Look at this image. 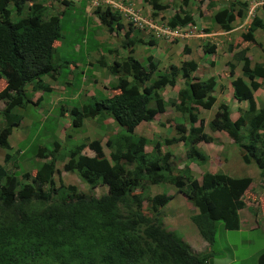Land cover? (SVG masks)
I'll return each instance as SVG.
<instances>
[{
	"label": "trees",
	"instance_id": "1",
	"mask_svg": "<svg viewBox=\"0 0 264 264\" xmlns=\"http://www.w3.org/2000/svg\"><path fill=\"white\" fill-rule=\"evenodd\" d=\"M28 1L31 4L27 6V14L12 18L19 4ZM148 1L156 10L167 8L158 0ZM188 1L182 0L178 11L169 18L171 26L194 22L192 13L183 8ZM214 1L207 0V7L213 6ZM50 4V0L45 3L0 0V78L5 79L0 100L5 101L2 112L6 114L5 125L0 127V148L5 150L4 163L13 162L12 154L7 152L8 137L22 119L14 109L31 102L25 87L31 85L34 91H49L51 87L43 76L55 78L62 67L74 66L70 62L52 63L53 53L62 39L60 19L64 11L45 19ZM58 4L67 7L70 1L59 0ZM94 12L109 31L122 28L118 13L110 6L104 9L98 6ZM244 14L242 8L229 3L212 14L211 19L222 31H229L236 17ZM258 28L264 30V19L254 16L242 33V41L253 40ZM127 43L130 46L133 40ZM132 51L122 64L116 60L113 65L104 64L109 72H122L116 84L111 85L109 96L82 107L73 106L69 113L74 127L82 124L83 117L105 115L122 127L109 138V155L104 151L103 138H85L61 152L54 136V148L39 146L35 151L41 160L34 175L24 169L23 161H29L26 151L14 158L17 162L10 168L0 164V264H212L211 258L218 250V223L222 222L224 230H239L238 211L245 207L255 214L253 209L264 202V197L256 198L249 190L250 177L205 172L198 181L188 166L176 168L174 155L171 151L162 152L158 141L153 143L155 155L146 154L147 139L137 134L135 127L165 111L166 101L159 90L173 86L180 76L183 85L178 90V99L170 103L187 113L189 124L176 123L177 137L166 139L165 144L183 141L189 160L206 161L207 156L195 144L209 143L212 136L204 132L205 120L198 117L197 111L199 107L210 109L215 103L212 91L216 78L200 79L193 74L198 64L192 59L158 72V64L151 57L142 63L132 56ZM203 51L204 55L215 53V45L204 44ZM245 53V49L235 52L244 66L242 75L233 78L231 85L237 101H248L247 109L233 120L231 109L219 103L208 126L212 131L227 133L244 163L256 164L264 183V103L257 107L253 96L255 90L264 87L261 82L264 63L250 67ZM230 68L224 73L233 77V63ZM152 101L154 106H150ZM66 107L64 103L60 105L62 115ZM84 149L93 153H83ZM65 158L64 171L76 173L91 188L107 184L108 191L100 195L84 193L74 184L56 188L54 174L60 172L57 162ZM34 166L36 162L33 169ZM160 183L175 186L196 208L190 219L208 243L207 251L193 253L176 232L165 229L161 209L172 196L164 192L144 194L146 187ZM145 199L149 203L146 209ZM257 264H264V251L258 256Z\"/></svg>",
	"mask_w": 264,
	"mask_h": 264
},
{
	"label": "rangeland",
	"instance_id": "2",
	"mask_svg": "<svg viewBox=\"0 0 264 264\" xmlns=\"http://www.w3.org/2000/svg\"><path fill=\"white\" fill-rule=\"evenodd\" d=\"M39 1L45 3L46 0ZM58 1L59 0H50L51 8L45 13L46 17L54 12L56 13V11H64L60 19L62 32L61 45L55 49L52 63L59 65L64 62H70V64H76L77 66L72 68L62 67L55 78L44 76V82L48 84L51 89L49 91L40 90L38 92L42 96L40 102L38 104H28L26 107H17L14 109V112L21 114L23 119L19 122L20 125H17L14 128L13 133L9 136V142L12 147H10L7 152L12 154L13 162L12 160L8 163L3 162L5 150L0 148V164H3L7 168H10L12 164L17 162L14 158L18 157L20 152L16 151V148L25 150L29 161L24 160L23 166L24 169H29L31 175H34L39 161L41 160L37 157L35 152L38 147L47 146L48 148H54L53 141L55 138H50L54 128H56L55 134L61 139V152L73 148L75 145L82 142V140L86 138V135H89L90 139L99 137L103 138V146L106 155H109L111 150L108 146L109 138L115 136L122 129V127L118 125L111 116L107 115L112 120L114 127H112V125H105V122L100 123L97 120L93 123L92 118H85L82 120L83 124L80 127H71L66 130V119L60 118V105L66 103L69 111L73 106L82 107L86 103H93L95 99H100L101 97L109 95L111 85L117 82L119 74L109 72L104 65V62L113 65L114 58L108 50L111 48L112 50H117L119 53L123 47L122 41L125 38H123V35H119L120 31L109 34L104 24L99 21L95 22L92 18H86L89 0H69L70 5L67 7L61 4L59 5ZM129 1L133 3L135 10L139 11L143 17L165 20L178 10L182 0H158L159 3L167 6L166 9L161 11L154 9L148 0H126L125 2L129 3ZM206 1L207 0H204L202 5L201 3H198V0H190L188 3V8L193 11L196 16L195 25H197L198 29L194 32V36L181 37L175 40H161L155 45L149 43L151 47L146 48L149 53H152L153 47L154 57H163L167 66L170 63L180 65L181 61L186 59L188 55L200 59L201 49L204 44L214 43V41L217 40L218 45L216 46L219 49L215 55L212 56L215 63L214 68L210 69L209 72L201 73L197 70L195 73L203 79L207 78L209 73H215L219 81L228 83L227 78L229 79L230 76L226 75L224 71L228 69L230 70L232 63L235 64L234 70L236 71V74L231 77L233 79L241 74V67L243 68L242 65L240 67L239 60L236 57V49L238 50L240 46L246 47L247 53H249L252 58L257 57V55L254 57L252 52H256L261 57L262 54L259 49L264 45V34L261 37L260 33H258L257 40L253 38L250 43L242 41V34H239V32H241V30H244V32L246 31V24L244 28L240 29V31L237 30V33L231 34L229 38L218 36L219 34H211L210 36L205 37L198 36V34L203 31L216 32L220 29L211 19L212 10L215 12L219 6L213 8L206 7ZM230 2L241 7V4L247 1L230 0ZM103 4L102 8L106 5L105 3ZM123 5H125V3H123ZM200 8H203V11L201 10L200 12ZM261 9L262 8H260V10ZM23 11L25 12L24 9L20 10V12ZM262 11L264 12V9ZM252 14H254V11ZM15 16L17 15L13 13V17ZM251 16L252 15H250L249 18H251ZM122 18H124V31H129V22L126 21L124 16H122ZM94 19L96 20V18ZM240 20L241 19H239V21ZM131 31L133 32V37L135 36V40H146L150 38L153 42L154 38H156L148 30L139 29L137 32V30L132 29ZM151 37L154 38L152 39ZM204 38H209V40ZM257 41H261L263 44L260 45ZM229 45L232 47H228ZM187 46L191 50L190 54L184 52V48ZM88 47L91 49H87ZM127 50L128 46L123 50L125 54H120V57H123L124 55L126 56ZM144 53H146V51ZM206 58H209V56H206ZM99 60L102 61V64L99 63ZM232 79H229L230 86H228V91H225L226 93L224 92L222 101L225 102V99H227L226 102L233 110L232 107L233 105L235 107V102L230 98L229 94V92L232 91ZM261 82L264 83V79ZM181 86L182 79L178 77L173 86L162 87L159 92L160 96L166 101L165 111L157 114L152 121L144 123V125L137 128L138 131H136L137 134L142 135L147 139V144L144 148L146 154L155 155L153 147L155 141L160 142V150L162 152H166L168 148H171L175 154L173 164L177 166L176 168L186 166V146L183 142L166 145L165 140L177 136L175 127L176 123L183 122L186 126L189 124L187 113H182L177 109L176 105L170 103L172 100L178 99V90ZM215 92H218V84ZM26 93L30 94V91H26ZM257 95L259 96L258 93ZM263 103L264 101L261 100L259 104L261 105ZM150 106H154L153 101L150 102ZM239 108H242V106L239 105ZM211 109L213 110L214 106ZM198 114L199 117L204 118L206 123L210 120L211 112L209 110L201 109ZM3 116L4 115H0V127L4 126ZM67 121L69 125L72 122H70V119ZM93 126L99 127L102 131L106 130L105 132H101L98 129L93 128ZM205 130L211 131L208 125H205ZM86 132L87 134H85ZM68 133L71 135V139H67L68 142L66 146V140L62 139L60 136L63 135L66 139L67 137H65V134ZM214 136L220 140V144L224 145L223 150L219 145L212 146L214 143L195 144V148L203 151L202 147L208 146L210 150L215 151V153L219 150L226 152L228 148L226 144H229L230 139L223 133L214 134ZM25 139L26 141L23 143L19 142L20 140ZM48 139L50 140L48 141ZM82 152L86 154L88 153L87 149H84ZM92 153L93 152H89L88 154ZM216 158L218 160H216ZM66 160L67 158L63 161L57 162V167L60 169V172L54 174L56 188L61 184H74L78 190H81L84 193L91 192L95 195H100L108 191L109 185L107 184H99L91 188L84 183L76 173L64 171L62 165ZM35 162L37 166H34L33 169L32 166ZM232 162L234 161L232 160ZM191 164L194 169V175L197 178H199L198 175L201 171L210 169L209 171L215 172L219 168H224L225 170L232 172L234 175L250 176L252 177V193L254 194L255 192L258 196L264 195V183L260 178L259 169L254 162L251 164H237V167L229 162L223 163L222 153L219 152L218 156L209 157L204 166L197 167L195 166V163ZM137 191L139 190L137 189ZM161 192L172 196L167 205L161 209L162 214L160 217L163 220L165 229L176 232L189 246L193 253L207 251L208 243L200 236L190 219L191 215L196 212V208L193 204L171 184L160 183L146 187V190H144V194H148L149 196ZM147 204L149 203L147 199H145L143 201L144 209H146ZM256 208L259 209V206L256 205ZM240 216L243 218V221L241 224L242 227L239 230H224L222 222L218 223V250L217 254L211 258L212 264H257L258 256L264 251V218L260 211L257 216H253L245 208L241 210ZM252 224L256 226L249 228Z\"/></svg>",
	"mask_w": 264,
	"mask_h": 264
},
{
	"label": "clouds",
	"instance_id": "3",
	"mask_svg": "<svg viewBox=\"0 0 264 264\" xmlns=\"http://www.w3.org/2000/svg\"><path fill=\"white\" fill-rule=\"evenodd\" d=\"M38 2H42V1H39V0H37ZM126 0H114V2H113V0H89V3H88V5H87V16H86V18H92L95 22L96 21H99V19H98V16H97V14L94 12L95 11V9L98 7V6H100L101 8H102V4L103 3H105L106 5L104 6V8L105 7H107V6H110L112 9H113V11L114 12H117L118 14V16L120 17V22H121V24H122V28L121 29H115V30H112V31H109V29H108V27L106 26V29H107V31H108V33L110 34V33H113V32H118V31H120L119 32V35H123V38H125V39H123V41H122V49H121V51L118 53V51L117 50H112L111 48H109V50H108V52L113 56V63H114V61L116 60V61H118L120 64H122L121 62L123 61V59H125V57L126 56H128L130 53H129V51L130 50H133L132 51V56L135 58V59H137V60H139V61H141L142 63H146V61H149L148 60V57H151L152 58V62L154 63H157L158 64V72H163V71H165V70H167L168 68H170V66H172V65H176V66H179V64L177 65V64H173V63H170L168 66H167V63H165L164 62V59H163V57H161V58H156V57H154V53H153V47H152V53H149V51H147V48L146 47H151L150 45H149V43L150 44H152V45H155V44H157V42H159V41H161V40H175V39H177V38H181V37H190V36H194L195 34H194V32H196V29H198V27H197V25H195V23H196V16H195V14L193 13V11H191L189 8H188V4H187V6H183V8H185V9H187V10H189L191 13H192V17H193V20H194V22L193 23H188V24H186V25H184V26H175V27H173V26H171L170 25V23L168 22V20H169V18H166L165 20H161V19H159V18H146V17H143L140 13H139V11H137V10H135V8H134V6H133V3L132 2H130L129 1V3H126L125 2ZM190 1V0H189ZM189 1H188V3H189ZM201 0H198V3H201L200 2ZM46 2V1H45ZM182 2V1H181ZM214 2H216V3H214V5L213 6H209L210 8H213V7H216V6H219V8L218 9H220L221 7H223V6H226V5H228L229 3H232V2H230V0H215ZM123 3H125V5H123ZM204 3V0H203V2L201 3V5ZM31 3H30V1H28L27 3H25V5L24 4H19V6H18V11L17 12H13V13H15L17 16H15V17H13V13H12V15H11V17L12 18H17V17H20V16H24V15H26L27 14V12H28V10H27V6L28 5H30ZM104 5V4H103ZM207 5L208 4H205V6L207 7ZM26 6V7H25ZM180 6V5H179ZM256 6H261V7H264V0H261L260 2H259V4H257L256 3ZM248 7H249V3H248V1L247 2H244L243 4H241V7L240 8H242L243 10H244V17L246 18L247 16H249L250 17V15H252L251 16V20H252V18L254 17V16H256V15H254V14H252V12H248ZM104 8H102V9H104ZM22 9H24L25 10V12L23 11V12H20V10H22ZM178 9H179V7H178ZM218 9H216L215 10V12L218 10ZM201 10L203 11V8H200V12H201ZM49 11V10H48ZM178 11V10H177ZM176 11V12H177ZM19 12V13H18ZM57 12V11H56ZM214 11L212 10V14H214L213 13ZM55 13V12H54ZM54 13H52V14H54ZM50 15V14H49ZM49 15L48 16H46L45 17V19L47 18V17H49ZM124 16L125 17V19H126V21L127 22H129V31H124V21H123V19L124 18H122V16ZM174 15V14H173ZM180 15L182 16L183 14L182 13H180ZM258 17V16H257ZM94 18H96V20L94 19ZM236 18H239V19H243V17H236ZM236 20V19H235ZM234 20V21H235ZM251 20L247 23V27H248V25H249V23L251 22ZM233 21V22H234ZM100 22V21H99ZM232 22V23H233ZM219 27V26H218ZM246 27V28H247ZM132 29H134V30H137V32L139 31V29L140 30H148L149 32H151L152 34H153V36L154 37H156V38H154V40H153V42L151 41V39L150 38H148V39H146V40H144V39H141V40H135V36L133 37V32L131 31ZM231 30V29H230ZM220 31H222L221 29H220ZM223 32H225V31H223ZM244 32V30H242V32H241V34ZM255 32V31H254ZM198 34V33H197ZM207 33L206 32H201V33H199L198 34V36H200V37H205V36H209V35H206ZM253 36H254V34H253ZM152 38V37H151ZM152 38V39H153ZM254 38V37H253ZM129 39H132L133 40V43L129 46V45H127L128 43V41H129ZM204 39H206V40H209V38H204ZM155 41H156V43H155ZM216 41V42H215ZM214 41V43H210V45L211 44H214L215 45V53L218 51V47L216 46V44L215 43H217V45H218V42H217V40H215ZM244 42H246V41H244ZM61 40H60V42H59V44H58V46H60L61 44ZM246 43H250V41L249 42H246ZM128 46V50H127V55L125 56H123V57H120V54H125V52L123 51L124 49H125V47H127ZM204 47V46H203ZM228 47H232L231 45H229ZM184 49H186V51L188 50V53H186L185 52V50H184V52L186 53V54H190L191 53V50L188 48V46L187 47H185ZM240 49H245L246 50V47H241L240 46V48L237 50L236 49V52H238ZM146 51V53H144ZM124 52V53H123ZM247 52V51H246ZM215 53H212V54H208V53H206L205 55H204V51H203V48L201 49V56H200V59H197L196 57H194V59H192V58H190L189 56L190 55H188V57L186 58V59H184V60H189V59H192V60H194L197 64H198V66H197V69L193 72V74H195L196 75V71L197 70H199V72H201V73H205L207 70H209L210 71V69L212 68V66L214 65L215 66V63H214V59L212 58V56L213 55H215ZM246 55V54H245ZM206 56H209V58H206ZM209 59H211V60H209ZM249 59V58H248ZM239 60V65H240V67H241V65L242 66H244L243 65V61L241 60V59H238ZM250 60V59H249ZM211 62H213V64H211ZM89 63V62H88ZM99 63L100 64H102V61H100L99 60ZM250 63H251V61H250ZM255 63H258V62H255ZM255 63H253V64H255ZM264 62H262V63H260V64H263ZM104 64L106 65V63L104 62ZM181 64V63H180ZM253 64H250V67L251 66H253ZM234 65L235 64H233V67H234ZM77 65L76 64H74V66H71V68L72 67H76ZM204 66L206 67V70H204ZM249 67V68H250ZM233 69H235V67L233 68ZM229 70V69H228ZM241 70L243 71V68L241 67ZM225 71H227V70H225ZM224 71V72H225ZM235 71V70H234ZM242 71H241V74L239 75V76H241L242 75ZM236 72V71H235ZM120 75L122 74V72H118ZM214 75H215V73H214ZM197 77H199L200 79H203V78H201L200 76H198V75H196ZM209 76H213V75H209ZM208 76V77H209ZM47 77H49V76H47ZM180 77V76H179ZM216 79V85H215V88L213 89V91H212V94L215 96V98H216V101H215V103L212 105V107L214 106V113H215V110L217 109V106L219 105V103H224L225 105H227L230 109H231V107H230V105L227 103V102H223V101H220L219 99H217V97H218V93H219V88H218V92L216 93L215 92V89H216V87H217V76L215 75L214 76ZM43 78H44V76H43ZM51 78V77H50ZM118 78V77H117ZM178 78V77H177ZM181 78V77H180ZM130 79V77L128 76V80ZM182 79V78H181ZM232 79V78H231ZM244 79H245V81H247L248 82V79H246L245 77H244ZM177 80V79H176ZM0 82H3V85L2 86H0V90L5 86V79L4 78H0ZM175 83H176V81H175ZM116 84V83H115ZM182 85H183V79H182ZM167 86H171V85H167ZM232 86V85H231ZM32 87H31V85H28V86H26L25 87V90L26 91H30V94H27L28 95V97L30 98V100H31V102H30V104H33V102H36L37 100H39L38 101V103L40 102V99L42 98V96L38 93L40 90H36V91H34V90H32L31 89ZM224 92H225V90L222 92L223 93V95H224ZM256 92V90L253 92V96H254V99H255V103H256V106L257 107H259L260 106V100H259V96L258 95H256V98H255V93ZM226 93V92H225ZM107 96H109V95H107ZM177 98H178V96H177ZM232 98H233V100L235 99L234 98V96H233V87H232ZM258 100V101H257ZM234 102H238V103H241V102H246L245 104H246V108L243 110L242 108H239V115L243 112V111H245L246 109H247V106H248V101L247 100H242V101H237L236 99L234 100ZM0 103H2V105H1V107H0V115H4L3 117H4V125H5V115L6 114H3V112H2V110H3V108H4V106H5V101L4 100H0ZM37 103V104H38ZM235 104V103H234ZM64 105H66L67 107H68V105L66 104V103H64ZM235 106H236V104H235ZM67 107H66V110H65V112H64V114L62 115L61 113H60V110H59V113H60V118H62V119H66L65 120V122H67V127H66V130H68V129H70L71 127H74L73 125H69L68 124V121L67 120H69L70 119V117H69V113H70V110L68 111V109H67ZM211 107V108H212ZM199 108H201V109H203L202 107H199ZM198 108V109H199ZM204 109V110H212V109ZM233 110L234 109H236L235 107H234V105H233ZM201 109H199L198 110V112L201 110ZM212 110V111H213ZM232 109H231V113H232V111H233ZM214 113H213V115H214ZM231 113H230V117H231ZM213 115L210 117V119L213 117ZM198 117H199V114H198ZM60 118H58V119H60ZM199 118H203V117H199ZM237 118V117H236ZM235 118V119H236ZM22 119H23V116H22ZM21 119V120H22ZM83 119H85V117H83L82 118V120ZM93 119V121H103L104 119H108V121H110L111 119L107 116V115H105V116H103V117H94V118H92ZM232 119V118H231ZM20 120V121H21ZM114 120V119H113ZM234 120V119H233ZM112 121V120H111ZM209 121V120H208ZM143 123L144 122H146V121H142ZM141 123V122H140ZM139 123V124H140ZM208 123V122H207ZM206 122H205V125H208ZM82 124H83V122H82ZM81 124V125H82ZM138 124V125H139ZM18 126L20 125V123H18L17 124ZM16 125V126H17ZM80 125V126H81ZM114 125V124H113ZM137 125V126H138ZM16 126H14L13 128H12V132H11V134L13 133V130H14V128L16 127ZM79 126V127H80ZM114 127V126H113ZM209 127V126H208ZM136 128V127H135ZM210 128V127H209ZM56 128H54V131L52 132V134H51V136L52 137H56V139H57V141L59 142V144L61 145L62 143L60 142V140L61 139H59L58 138V136L55 134V130ZM211 130V129H210ZM136 132V131H135ZM204 132L205 133H207L208 135H211L212 136V141L211 142H209V143H206V142H203V141H200V142H198V143H196V144H199V143H206V144H211V143H214V144H212V146L213 145H219V147L223 150V148H224V145L223 144H220V140L219 139H217V138H215V136H214V134H224L227 138H229L230 140V142H229V144H226V146H228V148H227V150H226V152L225 151H222L221 150V153H222V162L223 163H227V162H229V163H231V164H234L235 166H237V164L240 162V164H242V163H244V161L242 160V158H241V156H240V154H239V151H238V147L233 143V140L227 135V133L225 132V131H208V130H205V127H204ZM10 134V135H11ZM85 134H87V132L85 133ZM9 135V136H10ZM71 135L68 133V134H65V137H67L66 139L63 137V135L62 136H60L62 139H64V140H66V146H67V139H71V137H70ZM173 137H177V136H173ZM86 138H89L90 139V136L89 135H86ZM85 139V138H84ZM83 139V140H84ZM50 139H48V141H49ZM82 140V141H83ZM8 141H9V137H8ZM21 141V140H20ZM19 141V142H20ZM18 142V143H19ZM178 142H183V141H178ZM81 143V142H80ZM79 143V144H80ZM177 143V142H176ZM184 143V142H183ZM9 144H10V147H12V145H11V143L9 142ZM173 144V143H172ZM170 145V144H169ZM232 145V146H231ZM186 146V145H185ZM235 146V147H234ZM203 148V151H201V152H203L206 156H207V159H206V161L204 162V163H198V162H196V161H191V160H189V158L187 157V155H186V161H185V163H186V166H188L189 168H190V170H191V173L194 175V169L192 168V164L191 163H195V166H197V167H200V166H204V164L205 163H207V161H208V159H209V157H211V156H213V157H216V156H218V153H219V151L218 152H216L215 153V151H212V150H210V148L207 146V147H202ZM2 149V148H1ZM16 151H19L20 152V154H21V152H24L25 150H21V149H17L16 148ZM167 151H171L172 152V154L174 155V157H175V154H174V152H173V150L171 149V148H168V150ZM185 153H186V150H185ZM216 160H218L217 158H216ZM226 160H228L227 162H226ZM232 160L234 161V162H232ZM245 164H251V163H245ZM183 167H185V166H183ZM183 167H181V168H183ZM238 167V166H237ZM179 168V167H178ZM258 168V167H257ZM210 170V169H209ZM209 170H204V171H201L200 173H199V178H197L198 179V181H201V178H202V175H203V173H205V172H213L214 173V171H209ZM225 171H227V170H225L224 168H219V169H217V171H215V172H222V173H226V174H228V175H230V176H232V177H244L245 175H234L232 172H230V173H227V172H225ZM259 175H260V172H259ZM195 176V175H194ZM246 177H250V176H246ZM251 178V183H250V185H249V190H251V189H253L252 187H251V185H252V177H250ZM260 178L262 179V177L260 176ZM254 195L256 196V198H260V197H264V195H260V196H258L255 192H254ZM245 208V207H244ZM247 209V208H246ZM247 211H249L248 209H247ZM253 211L255 212V214L253 213V212H251V211H249L253 216H257V214L259 213V211L261 212V215H262V217L264 218V202L260 205V207H259V209H257V208H254L253 209ZM238 213H239V211H238ZM192 222V221H191ZM197 229V228H196ZM198 231V230H197Z\"/></svg>",
	"mask_w": 264,
	"mask_h": 264
},
{
	"label": "crops",
	"instance_id": "4",
	"mask_svg": "<svg viewBox=\"0 0 264 264\" xmlns=\"http://www.w3.org/2000/svg\"><path fill=\"white\" fill-rule=\"evenodd\" d=\"M246 1H248V3H249V7H248V12H252V11H254V15H256V16H258L259 18H263L264 19V12L262 11L263 9H264V7H259V6H256V3L257 4H259V2L261 1V0H246ZM260 8H262L261 10H260ZM251 20V18H249V16H247L246 18H243V19H241L240 21H239V18H236V20L232 23V28H231V30H229V31H225V32H223V31H220V29H219V31H213V32H206L207 34L206 35H211V34H219L218 36H221V37H227V38H229V36L231 35V34H234V33H237L236 31L238 30V31H240V29L241 28H244L245 27V25L249 22ZM241 32H242V30H241ZM241 32H239V34L241 33ZM258 33H260V36L262 37V35L264 34V30L261 28H258L257 30H255V32H254V38H255V40H257V36H258ZM258 42V44H260V45H262L263 43L261 42V41H257ZM216 45H217V43H215ZM259 51L261 52V54H262V56L260 57L256 52H252V55L255 57L256 55H257V57L256 58H252L250 55H249V53H245L246 54V56L250 59V61H251V64H253V63H255V62H258V63H262V62H264V45L261 47V49H259ZM190 58H192V59H194V56L192 57V56H189ZM209 60H211V59H209ZM214 68V65L212 66V68L211 69H213ZM204 70H206V67L204 66ZM206 72H209V70H207ZM235 74H236V72H235ZM209 75H213V76H215L214 75V73H209ZM208 75V76H209ZM229 79H231V77L229 78ZM229 79L227 78V81H228V83H223V82H221V81H219V79H218V77H217V84H218V88H219V93H218V97H217V99H219L220 101H222L223 100V98H222V96H223V91L225 90V91H228L227 89H228V86H230V83H229ZM231 81V80H230ZM3 85V82H0V86H2ZM256 94H255V98H256V95H257V93L259 94V100H260V102H261V100L262 101H264V87H262V88H259V89H257L256 90V92H255ZM229 94H230V98L231 99H233L232 98V91L231 92H229ZM226 100L227 99H225V102H226ZM234 101V100H233ZM258 101V100H257ZM246 102H241L240 104L238 103V102H235V104H236V106H235V112H234V110H233V112L231 113V118L232 119H235L236 117H238L239 116V105H241L242 106V109L244 110L245 108H246V104H245ZM1 105H2V103H0V107H1ZM210 112H211V116L213 115V113H214V111H212V110H210ZM100 123L101 122H105L104 124L105 125H112V127H113V122L110 120L109 122H108V120L107 119H104L103 121H99ZM93 123H95V121H93ZM142 123V124H141ZM138 126H136V128H135V131H138L137 130V128H139V127H141V126H143L144 125V123H146V122H141ZM93 128H96V129H98L99 131H101V132H105V130L104 131H102V130H100L99 129V127H96V126H93ZM102 142H103V140H102ZM219 152H221V150H219ZM228 160H226V162H227ZM238 164H240V162L238 163ZM225 172H227V173H230L229 171H225ZM167 205V204H166ZM242 209H244V208H242ZM242 209H240L239 210V218H240V227H242V221H243V218L240 216V213H241V210ZM246 209V208H245ZM247 210V209H246ZM249 221V220H248ZM254 226H256V225H254V224H252V226H249V228H252V227H254Z\"/></svg>",
	"mask_w": 264,
	"mask_h": 264
}]
</instances>
